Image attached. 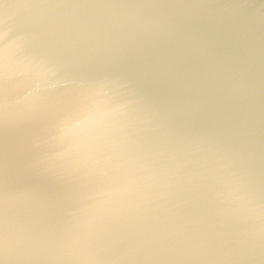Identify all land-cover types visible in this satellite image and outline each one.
Masks as SVG:
<instances>
[{"label": "water", "instance_id": "95a60500", "mask_svg": "<svg viewBox=\"0 0 264 264\" xmlns=\"http://www.w3.org/2000/svg\"><path fill=\"white\" fill-rule=\"evenodd\" d=\"M0 53L3 264H264V0H0ZM69 66L138 117L111 201L34 122Z\"/></svg>", "mask_w": 264, "mask_h": 264}, {"label": "snow or ice", "instance_id": "6c2138e0", "mask_svg": "<svg viewBox=\"0 0 264 264\" xmlns=\"http://www.w3.org/2000/svg\"><path fill=\"white\" fill-rule=\"evenodd\" d=\"M29 53L24 51L23 55ZM7 53H0V81L6 79ZM70 74L65 83L54 85L59 94L48 98L43 108L33 111L34 122L51 127L56 132L58 144L67 148V155L86 175L87 183L111 201L127 192L128 185L121 183L104 167V162L124 149L138 117L120 96L111 95L89 86L80 75L81 69L69 66ZM20 75L31 79L38 90L47 91L42 85L51 83L52 77L63 75L49 63H38ZM4 84L0 82V88ZM0 104V122H3ZM7 242L6 212L0 200V250ZM0 264L3 261L0 260Z\"/></svg>", "mask_w": 264, "mask_h": 264}]
</instances>
